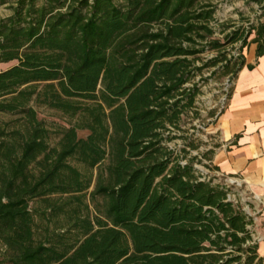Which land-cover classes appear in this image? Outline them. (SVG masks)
<instances>
[{"label":"trees","instance_id":"1","mask_svg":"<svg viewBox=\"0 0 264 264\" xmlns=\"http://www.w3.org/2000/svg\"><path fill=\"white\" fill-rule=\"evenodd\" d=\"M218 1L12 2L0 114L20 124H0V264H264L253 217L191 154L199 81L234 79L249 42L264 54V21L215 36ZM39 107L69 121L54 144Z\"/></svg>","mask_w":264,"mask_h":264},{"label":"crops","instance_id":"2","mask_svg":"<svg viewBox=\"0 0 264 264\" xmlns=\"http://www.w3.org/2000/svg\"><path fill=\"white\" fill-rule=\"evenodd\" d=\"M255 36L253 32L249 40ZM257 50L256 42L244 47V65L233 80L225 108L211 123L221 138L212 162L221 174L244 184L264 225V54L258 55ZM258 253L264 257V240Z\"/></svg>","mask_w":264,"mask_h":264},{"label":"rangeland","instance_id":"3","mask_svg":"<svg viewBox=\"0 0 264 264\" xmlns=\"http://www.w3.org/2000/svg\"><path fill=\"white\" fill-rule=\"evenodd\" d=\"M3 0H0L2 2ZM14 0H6V2L0 4V19L9 16L12 13L10 8ZM264 0H219L217 3V9L215 13V21H213V27L215 29V36L222 39L225 30L226 32L244 26L249 28L253 25H257L259 21L264 20L262 13L264 11ZM239 44H235L231 47L230 55H235L239 50ZM235 52V54H234ZM214 53H208V57H212ZM206 57V56H205ZM16 62L0 64V71L13 66ZM211 70H205V76L210 77ZM227 77H219L218 75L212 76L209 81H199L202 87V93L197 99V109L200 117L193 120V125L196 126L194 139L199 144V148L192 150L191 154L197 155L198 160L195 162L196 168L202 172L205 176H213L216 183H223L232 189V199L237 200L243 204L244 209L254 219V224L251 227L254 239L259 243L264 240V236L261 235L264 225L259 221V208L253 209L251 201L253 200L252 194L246 189L244 184L235 177H228L221 174L219 171L210 169V151L217 145L221 144V138L217 132L212 131V122L223 111L225 98L228 91L231 89L227 87ZM211 112H215L214 116H211ZM39 119L45 121L46 125L52 130L51 142L54 144L58 139V130L62 126H68L69 121L62 116L59 112L47 107L38 108ZM0 124L9 125L10 127L20 124L19 116L0 114ZM194 130H191L193 133ZM88 134L87 131H79V135L85 137ZM178 143H182L178 140Z\"/></svg>","mask_w":264,"mask_h":264},{"label":"built area","instance_id":"4","mask_svg":"<svg viewBox=\"0 0 264 264\" xmlns=\"http://www.w3.org/2000/svg\"><path fill=\"white\" fill-rule=\"evenodd\" d=\"M237 50H239V46H238V49H237ZM234 54H235V52H234ZM239 54H240V51H238L237 54H235V56H238ZM233 80H234V79H230V77H229V79L226 81V85H227V87H230V86L232 87ZM229 92H230V90L228 91V94H229ZM228 94H227V96H226V98H225L226 102H225L224 105H223L224 108H225L226 103H227V100H228Z\"/></svg>","mask_w":264,"mask_h":264}]
</instances>
